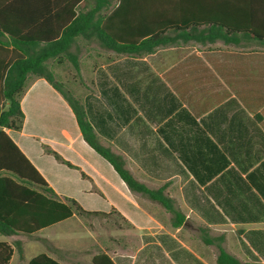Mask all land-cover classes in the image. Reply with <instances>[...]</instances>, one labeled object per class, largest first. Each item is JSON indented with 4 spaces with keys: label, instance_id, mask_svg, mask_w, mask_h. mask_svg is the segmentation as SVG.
<instances>
[{
    "label": "crops",
    "instance_id": "crops-1",
    "mask_svg": "<svg viewBox=\"0 0 264 264\" xmlns=\"http://www.w3.org/2000/svg\"><path fill=\"white\" fill-rule=\"evenodd\" d=\"M118 56L88 76L81 65L78 97L132 176L164 187L178 210L132 192L84 140L63 95L44 78L31 79L21 99L23 128L6 132L59 196L114 219L110 232L93 224L79 253L51 243L39 254L62 264H94L100 253L114 264H219L224 251L264 264V44L191 41ZM38 237L0 235V242H22V256L15 250L10 264L39 255L27 259L23 239Z\"/></svg>",
    "mask_w": 264,
    "mask_h": 264
},
{
    "label": "trees",
    "instance_id": "trees-1",
    "mask_svg": "<svg viewBox=\"0 0 264 264\" xmlns=\"http://www.w3.org/2000/svg\"><path fill=\"white\" fill-rule=\"evenodd\" d=\"M5 0L0 12V235L33 236L73 219L96 216L74 199L59 196L6 132L20 131L25 114L21 99L31 79L44 78L70 105L84 140L116 170L128 188L176 212L165 188L138 182L125 158L107 146L88 120L82 100L64 91L55 65L70 62L81 76L80 56L94 45L117 55L144 56L158 48L196 41L239 45L264 44V0ZM22 24H15L17 19ZM6 35L9 40H3ZM48 154L70 167L57 152ZM105 215V214H102ZM177 225V223H174ZM22 242H0V264H10ZM94 264H114L105 253ZM28 264H62L46 253ZM219 264L241 263L221 251ZM260 264V263H258Z\"/></svg>",
    "mask_w": 264,
    "mask_h": 264
},
{
    "label": "rangeland",
    "instance_id": "rangeland-1",
    "mask_svg": "<svg viewBox=\"0 0 264 264\" xmlns=\"http://www.w3.org/2000/svg\"><path fill=\"white\" fill-rule=\"evenodd\" d=\"M87 6H92L91 0L88 1ZM115 58H119V56L103 49L99 45H94L92 51H90L89 54L86 53L85 49L82 50L80 61L82 68L87 72L88 76L91 71V68L94 65L97 66L99 64L102 65L110 63ZM54 72L56 80L62 83L64 91L72 92L73 95L76 94L78 96L79 88L82 83V76H80L76 72L72 64L70 62H66L62 65H55ZM98 223L102 225L103 230H108V232H110L111 227H114L113 218L103 219L100 216H98V218H95L93 216H80L78 218H75L74 220L72 219L64 222L53 233L43 231L38 233L39 237L37 239L23 238L24 244L26 245V257L27 259H31L33 256L39 254L40 252H50L48 247H51V243H56V245L60 246L61 248L72 247L69 252L79 253L78 251H80L82 247H85V234L87 230H96L92 225H99ZM25 236L33 237L35 235ZM48 237L49 239H51L52 242L48 240ZM55 238L58 239L56 240V242Z\"/></svg>",
    "mask_w": 264,
    "mask_h": 264
}]
</instances>
